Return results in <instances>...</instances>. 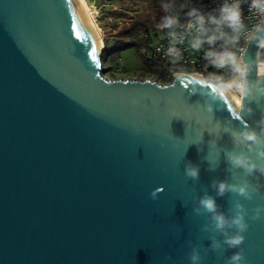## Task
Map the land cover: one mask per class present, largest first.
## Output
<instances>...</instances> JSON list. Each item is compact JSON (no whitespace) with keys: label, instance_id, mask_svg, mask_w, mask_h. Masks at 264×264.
Listing matches in <instances>:
<instances>
[{"label":"water","instance_id":"water-1","mask_svg":"<svg viewBox=\"0 0 264 264\" xmlns=\"http://www.w3.org/2000/svg\"><path fill=\"white\" fill-rule=\"evenodd\" d=\"M101 47L79 0H0V264H189L191 245L201 264H225L235 249H207L209 218L193 206L215 195L213 180L231 179L224 152L240 149L227 131L256 127L264 100L242 113L246 124L236 99L213 100L215 85L196 73L106 81ZM257 51L250 41L245 59ZM207 129L222 136L217 149L199 143ZM189 161L198 180L184 173ZM216 199L251 214L264 192ZM244 235L247 264H264V219Z\"/></svg>","mask_w":264,"mask_h":264},{"label":"clouds","instance_id":"clouds-1","mask_svg":"<svg viewBox=\"0 0 264 264\" xmlns=\"http://www.w3.org/2000/svg\"><path fill=\"white\" fill-rule=\"evenodd\" d=\"M165 11L158 20V26L165 30L164 36L169 41L168 52L179 56V45L187 38H191V46L203 50L206 62L216 68H227L230 79L227 83L220 82L224 78L215 77L218 82L210 94L213 100L225 95L237 97L236 104L240 113L252 114V104L264 100V81L259 77L249 79L253 67H264V0H247L248 10L259 17L254 28H249L242 15L241 5L244 0H221L219 6L212 12L204 14L193 0H162ZM186 9L189 17L187 23L181 22V13ZM248 42L255 41L258 45L255 60H246L245 55H240L238 45L241 38ZM250 104H245V99ZM206 110L212 112L211 104ZM256 127L245 129L230 128L227 132L232 138L233 149L224 152L231 179L213 180L211 188L215 195L208 192L202 193L195 201L193 212L207 214L209 223L203 225V230L211 233V243L207 249L213 251L235 249L226 257L225 264H247L245 251L242 244L245 240L244 233L249 228V220L264 219V205H257L251 214L244 203L236 200L229 212L220 209L217 197L226 193H236L246 200H251L254 194L264 192V183L250 182L248 177L259 174L264 176V111L255 121ZM214 127L220 128L219 122ZM210 139H204L200 134L199 143H206L209 149H217L218 141L222 136L214 130H208ZM215 165H210L214 170ZM184 173L193 180L200 176V166L186 162ZM238 173H243L241 177ZM161 189H154L150 195L156 199ZM219 238H217V235ZM191 244V242H189ZM165 256V260H170ZM189 264H201V250L196 245H191L187 256Z\"/></svg>","mask_w":264,"mask_h":264},{"label":"trees","instance_id":"trees-1","mask_svg":"<svg viewBox=\"0 0 264 264\" xmlns=\"http://www.w3.org/2000/svg\"><path fill=\"white\" fill-rule=\"evenodd\" d=\"M118 7L110 12L111 29L114 31L113 42L105 38V50L102 62L105 59L113 61L124 60L125 51L133 49L141 57L144 67L140 70V78L150 75L152 80L162 84H169L173 81L172 77H167L160 70L156 62H152L139 53L140 48L149 44L163 34L164 29L158 26V20L165 11L162 0H113ZM197 7L201 6L206 0H193ZM142 9L141 12L140 9ZM201 8V7H199ZM186 13V9L184 10ZM156 12V14H154ZM105 18L107 17V12ZM134 13V14H133Z\"/></svg>","mask_w":264,"mask_h":264},{"label":"built area","instance_id":"built-area-1","mask_svg":"<svg viewBox=\"0 0 264 264\" xmlns=\"http://www.w3.org/2000/svg\"><path fill=\"white\" fill-rule=\"evenodd\" d=\"M177 2H182V0H177ZM221 0H206L200 9L204 14L214 11ZM242 15L245 18L246 24L249 28H254L259 17L252 14L248 10L247 0L241 5ZM189 17L186 15L185 11L181 13V22L187 23ZM165 30L160 38L151 42L149 46H143L140 48L139 53L146 57L152 62H156L159 65L160 70L167 77H173L177 72H183L187 74L196 73L203 78H205L210 83L216 85L218 82L215 77L220 76L224 79L220 82L227 83L230 79L227 68H216L208 64L204 58L203 50L194 49L191 46V38L185 39L179 47V56H174L168 52L169 41L164 36ZM249 42L245 38H241L238 50L240 55H245ZM119 61L117 64V70L124 68V64Z\"/></svg>","mask_w":264,"mask_h":264},{"label":"rangeland","instance_id":"rangeland-1","mask_svg":"<svg viewBox=\"0 0 264 264\" xmlns=\"http://www.w3.org/2000/svg\"><path fill=\"white\" fill-rule=\"evenodd\" d=\"M88 6L91 9V12L93 14V17L99 26V29L101 31V34L103 36V40L105 38H108L111 42H113V35L114 31L111 29V20H109V15L110 12L118 7V5L113 1V0H86ZM141 8L139 12L142 11ZM103 10L107 12V17L106 13H103ZM134 14V13H133ZM156 14V12H154ZM105 44V43H104ZM104 52V51H103ZM123 59L121 60L124 64L123 69L117 70V64L120 60L118 61H113L112 59H105L102 62L101 69L102 71L99 72L100 78L106 81H116V80H134V79H143V80H152L150 75L146 74L145 78H140L141 74H143L140 70L142 67H144L143 62L141 57H139L136 54V51L133 49L127 50L123 54Z\"/></svg>","mask_w":264,"mask_h":264},{"label":"bare ground","instance_id":"bare-ground-1","mask_svg":"<svg viewBox=\"0 0 264 264\" xmlns=\"http://www.w3.org/2000/svg\"><path fill=\"white\" fill-rule=\"evenodd\" d=\"M79 2L81 3V5L83 6V8L85 9V12L89 18V20L91 21L92 25L94 26L95 28V31L97 33V36L100 40V43H101V49H100V52L102 51V49L105 48V44H104V40H103V36L101 34V31L99 29V26L97 25L94 17H93V14L91 12V9L90 7L88 6L86 0H79ZM257 74H258V67H257V70H256V78H257ZM205 79V78H204ZM209 82V81H208ZM212 84V83H211ZM214 85V84H213ZM216 86V85H215ZM236 100H237V97L233 96ZM240 117L242 118V120L247 124V122L243 119V116H242V113H240Z\"/></svg>","mask_w":264,"mask_h":264},{"label":"snow or ice","instance_id":"snow-or-ice-1","mask_svg":"<svg viewBox=\"0 0 264 264\" xmlns=\"http://www.w3.org/2000/svg\"><path fill=\"white\" fill-rule=\"evenodd\" d=\"M73 27L75 28V25H73ZM77 36H79V32H77ZM90 55L93 56V59H95V47H93L92 53H90Z\"/></svg>","mask_w":264,"mask_h":264}]
</instances>
